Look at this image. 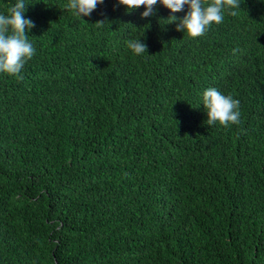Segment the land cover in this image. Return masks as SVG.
Returning a JSON list of instances; mask_svg holds the SVG:
<instances>
[{
    "label": "trees",
    "instance_id": "obj_1",
    "mask_svg": "<svg viewBox=\"0 0 264 264\" xmlns=\"http://www.w3.org/2000/svg\"><path fill=\"white\" fill-rule=\"evenodd\" d=\"M68 2L25 0L35 55L0 73V264H264V0L196 38ZM210 87L240 124L207 125Z\"/></svg>",
    "mask_w": 264,
    "mask_h": 264
},
{
    "label": "clouds",
    "instance_id": "obj_2",
    "mask_svg": "<svg viewBox=\"0 0 264 264\" xmlns=\"http://www.w3.org/2000/svg\"><path fill=\"white\" fill-rule=\"evenodd\" d=\"M117 6H123L127 12L140 9L144 11L141 18H149L155 14V6L159 3L168 9L170 15L165 21L166 24L176 23V31H184L190 38L203 36L212 25H219L224 20V13L236 16L240 10V0H116ZM104 0H69L64 6L71 10L78 18L88 17L96 10ZM187 7V14L178 19L175 13L184 11ZM27 4L25 0H16V3L9 7L7 14H0V73L23 77L19 74L25 64L33 58L36 49L29 40L30 32L36 25L31 18H25ZM106 21L101 20L94 25L102 28ZM127 47L135 55L147 53V45L141 39H133L126 42ZM239 100L231 95H224L214 87L203 92L202 105L207 113L206 123L212 126L216 123L227 128L231 125L241 123Z\"/></svg>",
    "mask_w": 264,
    "mask_h": 264
}]
</instances>
